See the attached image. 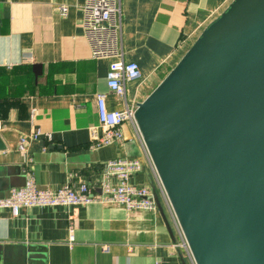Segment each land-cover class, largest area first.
Returning a JSON list of instances; mask_svg holds the SVG:
<instances>
[{
    "label": "crops",
    "instance_id": "1",
    "mask_svg": "<svg viewBox=\"0 0 264 264\" xmlns=\"http://www.w3.org/2000/svg\"><path fill=\"white\" fill-rule=\"evenodd\" d=\"M85 1L0 0V136L6 146L0 150V197L23 185L28 171L39 188L57 189L69 178L98 193L105 160L141 156L131 155L134 144L140 146L129 122L121 143L90 148L97 93H106L111 110L123 109L124 99L106 86L111 59L91 56L82 29ZM230 2L119 0L122 58L141 72L124 84L130 106L156 87ZM150 180L144 163L129 182ZM178 241L161 203L156 212L97 202L21 208L16 216L0 209V264H189Z\"/></svg>",
    "mask_w": 264,
    "mask_h": 264
},
{
    "label": "water",
    "instance_id": "2",
    "mask_svg": "<svg viewBox=\"0 0 264 264\" xmlns=\"http://www.w3.org/2000/svg\"><path fill=\"white\" fill-rule=\"evenodd\" d=\"M134 118L196 264H264V0H231Z\"/></svg>",
    "mask_w": 264,
    "mask_h": 264
},
{
    "label": "built area",
    "instance_id": "3",
    "mask_svg": "<svg viewBox=\"0 0 264 264\" xmlns=\"http://www.w3.org/2000/svg\"><path fill=\"white\" fill-rule=\"evenodd\" d=\"M59 9L62 15L66 14V5H60ZM82 29L90 46L91 56L94 59H111L106 73V86L117 97L124 99L123 109L111 110L106 105V93H97L95 106L98 125L89 127L90 148L121 143L124 139L122 125L129 122L134 138L139 143L141 156H122L105 160L102 164L98 193L94 192L87 182L79 180L74 184L69 178L57 189L39 188L28 171L23 185L12 188L6 197H0V209H9L12 215L16 216L21 208L56 205L71 207L97 202L121 206L128 211L156 212L159 210L156 193L159 203L168 212L179 236L176 245L186 251L189 264H196L136 124V107L130 106L124 98L125 82L139 79L141 72L135 61H125L122 58L119 0H86L83 5ZM25 142L26 139L21 137L20 149L25 148ZM144 163L153 174V182L141 185L130 183V177L142 171ZM112 177L117 180L115 184L110 182ZM69 238L72 240L73 236L70 235ZM101 249L108 251L109 244L103 243Z\"/></svg>",
    "mask_w": 264,
    "mask_h": 264
},
{
    "label": "rangeland",
    "instance_id": "4",
    "mask_svg": "<svg viewBox=\"0 0 264 264\" xmlns=\"http://www.w3.org/2000/svg\"><path fill=\"white\" fill-rule=\"evenodd\" d=\"M137 144V143H136ZM136 144H134L135 145V149L134 150H131V155H138V154H140V151H139V149H138V144L136 145ZM149 174V173H148ZM149 179H151V175L149 174Z\"/></svg>",
    "mask_w": 264,
    "mask_h": 264
}]
</instances>
